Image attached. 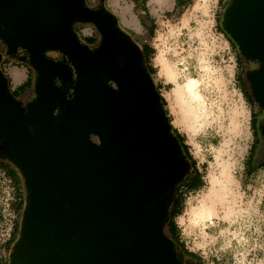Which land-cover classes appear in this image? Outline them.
<instances>
[{
	"label": "water",
	"instance_id": "obj_1",
	"mask_svg": "<svg viewBox=\"0 0 264 264\" xmlns=\"http://www.w3.org/2000/svg\"><path fill=\"white\" fill-rule=\"evenodd\" d=\"M99 1L0 0L5 53L35 73L23 102L0 70V157L25 192L9 264H183L163 228L192 167L141 49ZM78 24L100 34L94 48ZM220 28L255 65L245 78L264 111V0H229Z\"/></svg>",
	"mask_w": 264,
	"mask_h": 264
},
{
	"label": "rangeland",
	"instance_id": "obj_2",
	"mask_svg": "<svg viewBox=\"0 0 264 264\" xmlns=\"http://www.w3.org/2000/svg\"><path fill=\"white\" fill-rule=\"evenodd\" d=\"M166 1L149 0L148 9L155 25L150 37L141 34L139 11L133 10L134 0H104V5L117 17L119 26L131 31L135 37H144L154 50L150 60L154 71L151 78L166 102L171 126L184 137L202 176L203 187L184 195L182 213L175 219L180 240L201 264H264V168L251 174L245 172L255 136L253 130L256 126L264 130V111L254 101L245 99L239 84L244 81L248 85L245 74L254 69V65L237 61V50L219 29L224 8L217 0H188L186 5L176 8H172L173 0H170V6L159 8ZM85 3L88 6L86 0ZM99 5L100 1L97 7ZM127 12L135 27L124 25L121 16ZM78 25L75 27H79L81 38L82 33L94 31L99 43L100 34L93 25ZM131 40L134 42L133 38ZM79 41L84 44L81 39ZM2 53V58L9 63L3 70L10 85H14L10 72L14 64L29 72L34 85L35 73L29 65L19 63L20 56ZM190 78L199 81L202 100L192 102V109L186 115L184 105L182 109L176 100L174 86L183 85ZM32 96L33 86L20 101L26 102ZM252 114L256 117L253 123ZM258 138L262 141L260 132ZM261 141L257 143L259 149ZM260 151L257 160L261 158ZM223 166L233 178L227 205L207 196L211 176L218 177ZM16 197L25 199L21 180L15 190L0 183V206L7 208L6 205ZM209 199L208 205L213 209L211 218L194 222L191 212L203 203L207 204ZM12 214L14 224L19 223L22 214ZM17 238L7 252V258Z\"/></svg>",
	"mask_w": 264,
	"mask_h": 264
},
{
	"label": "trees",
	"instance_id": "obj_3",
	"mask_svg": "<svg viewBox=\"0 0 264 264\" xmlns=\"http://www.w3.org/2000/svg\"><path fill=\"white\" fill-rule=\"evenodd\" d=\"M141 1L142 2H141L140 8H138L137 6H134L133 10L135 13H137L139 10L143 11V18L146 22L149 23L148 37H150L153 35L155 25L152 21V18L150 17V14L148 13L147 7H146L147 0H141ZM187 1L188 0H186V1L176 0V5L174 8L180 7L182 5H186ZM228 2H227V4H228ZM227 4L224 6V8L227 6ZM139 21H140V19H139ZM140 24L142 25L141 21H140ZM78 26L74 27V30L76 31L79 39H81L84 42V45H86L87 47L95 46L98 42L96 35L81 38L79 35V32L77 30V28H79ZM121 29L125 33L129 34L130 37L133 38L134 43L136 45H138L139 48L141 49V52L143 54L145 67L147 69L148 74L152 77L154 71H153L152 66L150 65V60H151V56L154 53V50L149 46L148 42L145 40L144 37H135L131 31L126 30L122 27H121ZM219 29L221 32H223L221 28H219ZM232 45L236 49V46L233 43H232ZM3 51L5 53V49L2 45V43L0 42V53H2ZM5 55H6V53H5ZM236 55H237V61L244 62V60L240 57L238 51H237ZM3 56H4V54L2 53V57ZM16 58H18V57H16ZM20 62L21 61H19V63ZM7 64H9L7 62V59L2 58V61L0 63V70L4 73V75L6 76V78L8 80V85H9V89H10L11 94L16 99L20 100V98L26 96L28 94V91L31 90V88L33 86V81L31 79V76H28V78L25 82H23L21 85L16 87V89L11 90L10 79H9L8 75H6L4 70H3L4 66H6ZM14 66H18V64H14ZM239 84L241 86L240 88L242 89V91L245 95V99L253 101L248 85L244 81L240 82ZM155 87H156L158 93L160 94L158 87L157 86H155ZM161 101L165 107L166 102L162 96H161ZM255 119H256V117H254V115L252 114L251 115V123H253ZM257 127L258 126H256V128ZM172 132L177 137L178 141L180 142V145L183 149V152L185 153L186 157L188 158V160L191 164L192 170L188 174H186L184 176V178L174 188V196H173V200L168 205V220L166 221V223L164 225L163 232H164L165 236L173 243L176 252L180 253L182 255L183 264H201L198 257L194 253H192L191 251H188L187 248L185 247L184 243L180 240V236H179V233L177 230V225L175 223V219L177 217H179L182 213L184 195L186 193L196 192L199 189H201V187H203L202 176H201V173L199 172V170L196 168V163H195L194 159L192 158V156L189 153V149H188V146L185 144L184 137L181 136L178 133V131L173 127H172ZM253 134L255 136H254L252 145L250 147V151H249V155H248V158L246 161V167H245V172L247 174L248 173L251 174L257 169L264 168V151H263V155H262L261 159L257 160L258 151H259V147H257V143L261 140H259L256 130H253ZM0 171H2L6 175V177L11 180V182L14 184L15 187H18L20 180L22 182V177L19 173V170L14 166V164L10 160L6 159L5 157H0ZM11 208L15 214H17V215H19V213L22 214V211L24 208V200L21 198H17L13 202V204L11 205ZM1 221H2V213H1V207H0V223H1ZM19 225H20V221H19V223L15 222V224L13 226L12 233H11L9 239L4 244L5 250L9 251L13 241L15 240V238L18 237V236L16 237V234H18L17 229L19 230ZM184 256L187 259H189V261L185 262ZM0 264H9V263H8V260L4 261L0 257Z\"/></svg>",
	"mask_w": 264,
	"mask_h": 264
},
{
	"label": "bare ground",
	"instance_id": "obj_4",
	"mask_svg": "<svg viewBox=\"0 0 264 264\" xmlns=\"http://www.w3.org/2000/svg\"><path fill=\"white\" fill-rule=\"evenodd\" d=\"M122 18L124 22L129 27H135L134 21L131 19L126 20L125 14H122ZM199 81L196 79H188L185 84L183 85H176L175 88V96L177 102L180 104L181 108L187 114H189L191 108V103L196 102L200 103L202 97L198 91ZM233 184V178L226 166L221 168L219 176H211L210 178V188H209V196L210 199L214 198L221 202H225L226 205L228 204V196L231 193V186ZM207 204H202L197 209L191 212L192 219L194 222H201L202 220L210 219L213 214V209L209 206V202ZM232 208V207H231Z\"/></svg>",
	"mask_w": 264,
	"mask_h": 264
},
{
	"label": "built area",
	"instance_id": "obj_5",
	"mask_svg": "<svg viewBox=\"0 0 264 264\" xmlns=\"http://www.w3.org/2000/svg\"><path fill=\"white\" fill-rule=\"evenodd\" d=\"M89 8L90 7H95L96 5H98V0H86ZM91 34L90 36L94 35L93 32L94 31H90ZM89 37V36H87ZM0 183L5 184L8 188L11 186L12 190H15L16 187L14 186V184L11 182L10 179H8L6 177V175L0 171ZM16 193V191H14V194ZM17 199V197L14 199V201ZM13 201V202H14ZM12 203H8L6 207H1V213H2V221L0 223V257L2 258V260L6 261L8 260L9 263V257L7 258V250L4 249V244L6 243V241L9 239L12 230H13V226H14V215L12 214V208L11 205ZM14 213V212H13Z\"/></svg>",
	"mask_w": 264,
	"mask_h": 264
},
{
	"label": "crops",
	"instance_id": "obj_6",
	"mask_svg": "<svg viewBox=\"0 0 264 264\" xmlns=\"http://www.w3.org/2000/svg\"><path fill=\"white\" fill-rule=\"evenodd\" d=\"M134 1H135V5L134 6H137L138 8H140L142 1L141 0H134ZM181 1H186V0H181ZM226 2H227V0H217V3H220L223 6V8L226 5ZM148 4H149V0H147V2H146L147 9H148ZM166 5L167 6H170L171 5L170 0H167L164 4L160 5L159 8H163ZM175 5H176V0H173V3H172V6L173 7L172 8H174ZM148 13H149V9H148ZM139 16H140L139 18H140V21L142 22V25L140 24V21H138V24H139L140 28L143 30V33H141V34L146 33L148 35L149 23L144 20V18H143V11L139 10ZM126 17H128L127 19H131V14L129 12H127L125 14V18ZM121 19H122V21H123V23L125 25V22H124V19L122 18V16H121ZM90 35L91 34H89V33H82V36L83 37L90 36ZM10 72H11V74L13 76V84H14V85L11 86V90L16 89V87H18L23 82H25L27 80L28 76H29V72L28 71H25L24 72L23 70H20V68H18L17 66L12 67V69H11ZM261 137H262V135H261ZM261 142H262V144H261V147H260L259 150H261L262 145L264 144L263 137H262V141ZM263 151H264V149H263ZM262 155L263 154H261V157H262Z\"/></svg>",
	"mask_w": 264,
	"mask_h": 264
},
{
	"label": "flooded vegetation",
	"instance_id": "obj_7",
	"mask_svg": "<svg viewBox=\"0 0 264 264\" xmlns=\"http://www.w3.org/2000/svg\"><path fill=\"white\" fill-rule=\"evenodd\" d=\"M90 8H92V9H96V8H98L97 7V5L95 6V7H90ZM89 48H94V47H89ZM16 57H23V54L21 55V52H18V53H16V55H15ZM48 57L49 58H52V59H55V60H62V56L60 55V54H58V53H49L48 54ZM254 65V64H253ZM253 68H255V65H254V67ZM58 84V83H57ZM249 87V86H248ZM247 90V89H246ZM250 91V90H249ZM256 132H257V134L260 132H262V130H261V128L258 126L257 128H256ZM184 261L186 262V261H189V259H187L185 256H184Z\"/></svg>",
	"mask_w": 264,
	"mask_h": 264
}]
</instances>
